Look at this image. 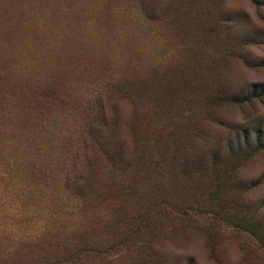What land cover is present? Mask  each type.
<instances>
[{
  "label": "rangeland",
  "instance_id": "obj_1",
  "mask_svg": "<svg viewBox=\"0 0 264 264\" xmlns=\"http://www.w3.org/2000/svg\"><path fill=\"white\" fill-rule=\"evenodd\" d=\"M0 264H264V0H0Z\"/></svg>",
  "mask_w": 264,
  "mask_h": 264
},
{
  "label": "clouds",
  "instance_id": "obj_2",
  "mask_svg": "<svg viewBox=\"0 0 264 264\" xmlns=\"http://www.w3.org/2000/svg\"><path fill=\"white\" fill-rule=\"evenodd\" d=\"M236 258L235 257H233V260H235Z\"/></svg>",
  "mask_w": 264,
  "mask_h": 264
}]
</instances>
